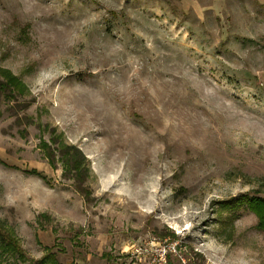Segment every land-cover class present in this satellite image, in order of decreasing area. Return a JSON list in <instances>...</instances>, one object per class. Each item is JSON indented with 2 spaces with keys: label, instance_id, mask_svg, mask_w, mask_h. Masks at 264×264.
Returning <instances> with one entry per match:
<instances>
[{
  "label": "rangeland",
  "instance_id": "374dc122",
  "mask_svg": "<svg viewBox=\"0 0 264 264\" xmlns=\"http://www.w3.org/2000/svg\"><path fill=\"white\" fill-rule=\"evenodd\" d=\"M245 197H264V0H0V220L23 252L0 264L164 244L167 264H264Z\"/></svg>",
  "mask_w": 264,
  "mask_h": 264
},
{
  "label": "trees",
  "instance_id": "16d2710c",
  "mask_svg": "<svg viewBox=\"0 0 264 264\" xmlns=\"http://www.w3.org/2000/svg\"><path fill=\"white\" fill-rule=\"evenodd\" d=\"M21 83V81H19L18 79L13 82L10 83L11 85H19ZM71 150H73V147H68V149L65 151V153L63 154L64 156H68L69 158H73L75 160V164L76 167H70V163L65 162V165L67 164L69 167H66L67 171L70 172L72 170V168L76 169L77 171V178L78 181H83L84 177L81 176V174L85 172V168L81 167L82 161L79 162L78 161V154L74 151L71 152ZM55 153L51 151V153L48 155L51 158H54ZM39 175H42L43 173L37 172V171H33ZM44 179H46L45 176H42ZM78 188V187H77ZM79 189V188H78ZM79 190H83V187H80ZM88 193H90V191H88ZM87 193V194H88ZM246 200V204L250 205L251 208L256 212V214H258L260 221L263 222L264 220V197H251L250 199L248 197H245ZM256 206H261L259 208H255ZM262 227H264V224H261ZM22 248L19 244V241L15 235V232L8 227L3 221L0 220V256H4V255H22ZM51 257V259L49 258ZM48 259H50L51 262H53L54 264H57V261L55 259V257L53 255H48L47 256Z\"/></svg>",
  "mask_w": 264,
  "mask_h": 264
},
{
  "label": "built area",
  "instance_id": "2783aa9c",
  "mask_svg": "<svg viewBox=\"0 0 264 264\" xmlns=\"http://www.w3.org/2000/svg\"><path fill=\"white\" fill-rule=\"evenodd\" d=\"M170 251L169 245H159L156 249H153L151 246L142 247V246H134L132 250V254L138 257V260L142 262V258L146 255H153L151 259V264H167V254Z\"/></svg>",
  "mask_w": 264,
  "mask_h": 264
}]
</instances>
